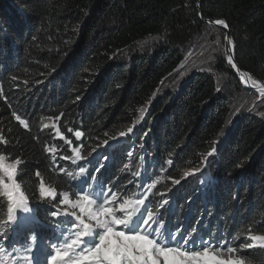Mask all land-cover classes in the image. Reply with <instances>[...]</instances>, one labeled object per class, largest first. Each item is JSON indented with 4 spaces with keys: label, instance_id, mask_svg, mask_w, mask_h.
I'll list each match as a JSON object with an SVG mask.
<instances>
[{
    "label": "trees",
    "instance_id": "16d2710c",
    "mask_svg": "<svg viewBox=\"0 0 264 264\" xmlns=\"http://www.w3.org/2000/svg\"><path fill=\"white\" fill-rule=\"evenodd\" d=\"M215 19L229 26L238 68L264 84V0H0V154L6 163L20 161L17 183L41 222L54 221L61 193L75 199L78 167L85 166L91 177L106 155L111 167L107 177L96 174L98 182L111 189L120 184L122 195L125 187L137 191L140 179L132 173L141 170L135 165L140 158L148 184L161 181L150 203L156 193L171 189L172 180L182 184L185 173L202 169L175 196L174 231L179 215L196 208L195 223L182 235L196 227L198 237L209 234L237 249L251 234L264 235V118L231 113L236 95L254 94L227 64L226 33L219 29L220 56L214 54L209 63L198 59L173 93L166 89L185 58L184 48L206 36L213 28L206 21ZM142 110L151 144L148 138L119 136L142 119ZM58 116L63 134L67 129L84 134L85 159L66 165L72 177L60 173L63 164L51 162L44 150L55 143L49 125ZM107 138L113 149L92 152V144ZM212 148L216 152L208 157ZM129 152L135 160L127 173ZM42 181L55 191L54 202L40 197ZM200 190L205 197L191 204ZM5 207L0 198V222ZM240 252L249 264H264V249Z\"/></svg>",
    "mask_w": 264,
    "mask_h": 264
},
{
    "label": "snow or ice",
    "instance_id": "6c2138e0",
    "mask_svg": "<svg viewBox=\"0 0 264 264\" xmlns=\"http://www.w3.org/2000/svg\"><path fill=\"white\" fill-rule=\"evenodd\" d=\"M210 24L229 26L224 19H215ZM223 40L226 41L224 56L227 64L240 72L237 64L234 62L235 45L233 39L229 35H224ZM213 44L221 43L220 37L217 36L212 41ZM242 80L251 81L254 88L259 91L261 97H264V84L253 79L247 72H240ZM15 119L25 129L29 128L27 121L16 115ZM144 111H141L143 118ZM57 120L60 117H56ZM141 121L137 120L135 124ZM135 124L127 129V132H121L120 137H127L133 133ZM72 131V129H69ZM77 140L84 135L81 131L74 132ZM107 135V133L105 134ZM56 136L61 140L66 139L56 129ZM119 143L118 138H113ZM69 144L73 142L67 141ZM113 147L109 140H104L101 144L92 149L96 152L99 147ZM48 151L49 149H45ZM216 152L212 148L207 156L211 157ZM72 156H63L61 159L71 160L73 164L85 158L81 155V149L72 148ZM91 155V153H89ZM129 156L133 153L129 152ZM109 157L103 156L98 161L95 173L89 177L85 166H79L75 173V178L79 181L76 186V199H71L69 193L61 194V205L66 206L63 212L64 225L68 227L57 237V242L51 244V252L46 256L47 264H245L240 250L250 249L254 244L259 243L264 247V235H252L248 239L253 243H242L237 249L230 246L225 240L216 241L212 235L207 238L198 237V229L192 227L187 235H182L179 230H171L167 226V221L162 218L161 209L171 206V193L176 191V187L169 189L168 192L156 193L160 200L156 202L154 207H149L145 194L121 195L118 191H113L111 187L105 188L103 183L98 182V176L101 169L106 166L105 162ZM19 160L9 164L6 163V157L0 154V196L6 197L8 202L7 221L0 222V239L4 238V234L8 228L16 223H21L24 228H28L31 224V216L28 202L21 186L17 183V165ZM88 164L92 161L88 160ZM169 164L173 161H168ZM203 163L206 165L207 160ZM127 165H125V169ZM61 171H64L61 169ZM202 169H193L191 172L184 174V182L187 178ZM70 177L73 173H67ZM133 176L141 175L140 172H133ZM89 179L98 182V187L89 183ZM171 179V178H169ZM160 179L153 180L148 184L146 192L151 193ZM174 186L183 187L181 180H172ZM88 187L85 188L84 185ZM41 198L54 197L55 191L46 188L41 182L40 188ZM168 198H165V197ZM191 199V198H190ZM73 209V211H68ZM26 215L19 216L17 212ZM57 217V212L51 214ZM57 231L61 225L57 223ZM62 237V242H61ZM35 236H32L31 242L24 248L13 247L11 250L4 246H0V264H33L31 255Z\"/></svg>",
    "mask_w": 264,
    "mask_h": 264
},
{
    "label": "rangeland",
    "instance_id": "374dc122",
    "mask_svg": "<svg viewBox=\"0 0 264 264\" xmlns=\"http://www.w3.org/2000/svg\"><path fill=\"white\" fill-rule=\"evenodd\" d=\"M219 29L220 28H218V27H213L212 29H210V31L208 32V34L206 36H203L202 38L193 39L190 42V44L187 47L184 48L183 55H185V58H184L183 62L180 64L179 68L171 76V79H170L171 84L168 85L167 88H166L168 90V92H172L173 93L175 91V89L178 88L179 84H181L182 81L184 80V78L187 77V75L191 72V70H193L194 66L197 63L196 61L198 59H203L204 61H207L209 63V61L213 62L214 54H217L219 56L221 55V52L224 49L222 43H220L219 45H216V44L212 43V41L215 40L217 36H220ZM224 43H225V46L227 47L226 41H224ZM240 81H241V79H240ZM241 83H243V82L241 81ZM249 84L251 85L250 81H249ZM253 94H254L253 96L243 95V94L242 95H236L235 98H233L232 104H231V113H232L233 117L236 114H238V113L239 114L246 113V114H252V115H256V116L264 118V97L260 96L259 91L258 92H254L253 91ZM145 115L146 114L144 112L143 118L140 120L141 122L139 124H136V126L134 127L133 133H131V135L130 134L129 135L131 137L136 136L140 140V142L145 140V138L146 139L148 138V140H147L148 142L147 143L151 144L152 142L149 140L148 131L146 130L147 128H144L141 125L142 122L145 120ZM232 120H233V118H231L230 123L232 122ZM152 125L153 124L150 123L149 126H152ZM140 129L143 130V136H142V133L139 132V131H141ZM107 140H109L110 144L114 145L110 138H107ZM102 141H104V140H102ZM102 141H99L97 143V145L101 144ZM97 145H95V144L93 145L92 144L91 147L94 148ZM105 148H108V147H106V146L105 147H99V148H97V150L105 149ZM140 150H141V148H140ZM104 152H106V150H104ZM142 152H144V154H147L146 151H144V150H142ZM133 160H135V156L134 155L128 156L129 164H131L130 162L133 161ZM173 187H176V189L179 190L178 189L179 186H174L172 184L171 185V189ZM21 191H22V189H21ZM174 192H172L171 194H174ZM39 194H40V191H39ZM61 194L59 195V198H62ZM24 196H25V194H24ZM0 198L3 200L4 204L6 203V207H8V202H7L6 197L0 196ZM27 202H28V206H29V209H30V213L27 214V215H30L31 218H32L30 226L28 228H24L21 223H16V224L10 226L8 228V230L6 231V233L9 230H11V232H12L13 229L18 227V232H19L18 236H21L23 232H29V231H31L33 229L34 226H37L35 224V218H34L35 213H36V208H34V206L28 200H27ZM61 207L62 208H59V209L55 210V212L58 213V215H57V217H55V219H59V218H63L64 217L63 212H64V209H65L66 206L61 205ZM68 211H73V209H68ZM17 215L19 217V216H24L26 214L18 211ZM43 227L45 229H48L45 226H43ZM252 235H254V234H251L250 236H252ZM248 237H247V241H249V243H253L251 240L248 239ZM228 243L230 245L231 241H228ZM254 247H259V248L264 249V247H261L259 245V243L254 244ZM240 251H242V252L243 251H248V249H242ZM244 262H245V264H249L246 261H244Z\"/></svg>",
    "mask_w": 264,
    "mask_h": 264
},
{
    "label": "water",
    "instance_id": "95a60500",
    "mask_svg": "<svg viewBox=\"0 0 264 264\" xmlns=\"http://www.w3.org/2000/svg\"><path fill=\"white\" fill-rule=\"evenodd\" d=\"M210 21H213V20H207L206 23L209 24V25L212 26V27H218V28L222 29V30L226 33V35H228V30H227V28H223V26H219V25L210 24V23H209ZM234 62H235V61H234ZM234 71L236 72V74L238 75V77L241 79L240 72H242V71L240 70V72H237L235 69H234ZM241 81L243 82L244 88H245L246 90H248V91H252V92H253V91H254V92H258V90H257L256 88L252 87V86L249 84V81H248V80H242V79H241Z\"/></svg>",
    "mask_w": 264,
    "mask_h": 264
},
{
    "label": "bare ground",
    "instance_id": "6f19581e",
    "mask_svg": "<svg viewBox=\"0 0 264 264\" xmlns=\"http://www.w3.org/2000/svg\"><path fill=\"white\" fill-rule=\"evenodd\" d=\"M75 193H76V191H75ZM22 234H23V233H22ZM208 236H209V234L206 235V238H207Z\"/></svg>",
    "mask_w": 264,
    "mask_h": 264
}]
</instances>
